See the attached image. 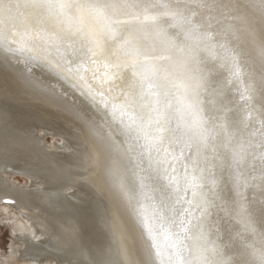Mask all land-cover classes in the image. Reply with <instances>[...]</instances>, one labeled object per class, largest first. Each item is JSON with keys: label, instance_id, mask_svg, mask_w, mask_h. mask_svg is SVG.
Wrapping results in <instances>:
<instances>
[{"label": "bare ground", "instance_id": "obj_1", "mask_svg": "<svg viewBox=\"0 0 264 264\" xmlns=\"http://www.w3.org/2000/svg\"><path fill=\"white\" fill-rule=\"evenodd\" d=\"M80 2L103 7L107 25L93 15L86 17V24L105 55L124 67L122 78L108 84L89 77L98 93L94 105L54 72L34 70L32 82L11 74L7 78L21 139L7 146L0 142V211L14 207L28 222L31 234L23 238L22 254L37 264H68L73 258L58 243V226L66 220L82 225L94 245L113 242L110 231L96 219L98 194L79 175L82 134L95 147L106 179L121 198L137 190L141 176L136 161L155 133L157 107L182 104L193 124V151L228 160L229 141L242 116L241 85L232 78L227 54L212 46L227 40L231 48L255 58L261 42L259 34L253 38L242 30L236 36L227 31L228 23L240 29L237 22H217L218 5L227 0ZM64 12L78 14L75 7L60 9L57 0H0V37L19 34L38 18L54 20ZM4 82L0 71V84ZM48 133L54 138L63 134V141L49 148ZM34 138L43 146L32 143ZM27 164L37 165L40 177H34ZM15 170L27 173L30 184H15ZM42 190L49 193L40 198Z\"/></svg>", "mask_w": 264, "mask_h": 264}, {"label": "snow or ice", "instance_id": "obj_2", "mask_svg": "<svg viewBox=\"0 0 264 264\" xmlns=\"http://www.w3.org/2000/svg\"><path fill=\"white\" fill-rule=\"evenodd\" d=\"M57 4L62 10L75 7L78 14L41 17L19 34L0 37V71L5 75L0 142L5 146L21 139L9 74L32 82L34 70L54 72L94 105L98 93L89 77L114 84L125 71L105 55L86 24L93 15L107 25L101 5L80 0ZM218 7V23L227 19L241 25L237 29L228 23L234 36L240 30L261 36L255 58L231 48L227 40L212 46L227 54L232 78L241 85L242 116L229 141L230 158L193 151V124L182 104L157 107L155 133L136 161L141 176L137 190L121 198L106 179L95 147L82 134L79 175L98 194L96 219L113 242L94 245L82 225L66 220L58 226V243L72 253L68 264H264V102L255 103L257 98L264 101V0H227Z\"/></svg>", "mask_w": 264, "mask_h": 264}, {"label": "rangeland", "instance_id": "obj_3", "mask_svg": "<svg viewBox=\"0 0 264 264\" xmlns=\"http://www.w3.org/2000/svg\"><path fill=\"white\" fill-rule=\"evenodd\" d=\"M63 137L64 135L61 133L55 138L51 133H48L46 139L49 140V148H51V143H54V141H63ZM31 142L41 145V143L39 144L37 138L32 139ZM42 146L43 144L41 147ZM61 164H63V166L65 165L64 167L68 166L64 162H61ZM27 165L31 167L32 171L34 172V177H40L42 170H40L37 165ZM72 167L73 169H76L75 166ZM22 173L24 172L15 170L11 176L12 180L18 185H29L31 182L30 176L27 173L22 175ZM68 190H71V186H69ZM67 191H65V193H67ZM41 192L42 194H40V198L49 193L47 190H42ZM28 234H31V228L28 225V222L21 217L20 212L16 208L9 207L8 211L6 212L0 211V264H37V262L34 260L23 258V238L28 236ZM18 255H20V257H18Z\"/></svg>", "mask_w": 264, "mask_h": 264}, {"label": "clouds", "instance_id": "obj_4", "mask_svg": "<svg viewBox=\"0 0 264 264\" xmlns=\"http://www.w3.org/2000/svg\"><path fill=\"white\" fill-rule=\"evenodd\" d=\"M256 27H257V28H259V27H260L259 23H257V24H256Z\"/></svg>", "mask_w": 264, "mask_h": 264}, {"label": "water", "instance_id": "obj_5", "mask_svg": "<svg viewBox=\"0 0 264 264\" xmlns=\"http://www.w3.org/2000/svg\"><path fill=\"white\" fill-rule=\"evenodd\" d=\"M8 200H4V202H7ZM10 202H13V201H10Z\"/></svg>", "mask_w": 264, "mask_h": 264}]
</instances>
